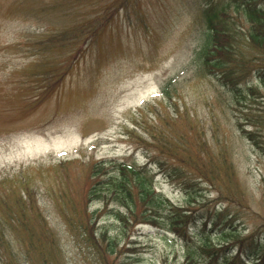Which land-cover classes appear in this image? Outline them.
I'll return each instance as SVG.
<instances>
[{
    "label": "rangeland",
    "instance_id": "1",
    "mask_svg": "<svg viewBox=\"0 0 264 264\" xmlns=\"http://www.w3.org/2000/svg\"><path fill=\"white\" fill-rule=\"evenodd\" d=\"M202 1L206 5L207 0ZM48 3L0 0V217L10 208L17 212L18 223L22 208L17 200L20 193H30L33 199L23 203L22 217L37 224L45 219L56 235L31 236L7 229L0 234V264H183V241L172 233L147 224L123 230L94 201L88 209H99L98 224L107 225L110 239L116 240L110 253L108 238L97 235L100 246L95 247L74 235L62 214L70 210L55 206L58 194L66 193L75 205L71 218L78 222L82 208L78 187L88 161L132 156L144 163L152 154L165 159L169 153L157 150L154 138L162 143L177 132L189 137L187 154L212 158L219 166L215 167L219 179L213 184L197 173L169 177L162 167L153 166L157 189L193 211L196 229L219 212L224 216L220 222L234 218L240 235L236 241L220 236L221 223L213 230L206 227L217 245L233 242L236 250L250 255L258 244L262 247L264 131L255 146L238 123L245 119L246 107L264 115V85L259 86L262 96L233 107L230 94L197 71L195 52L204 26L197 19L200 0H77L57 9ZM70 8L73 15L108 9L113 18L93 51L75 62L61 85L39 106L28 108L25 95L34 92L27 86L31 88L28 65L33 62L27 50L41 32L38 26L47 24L39 19L47 17L55 25L54 19ZM226 10L234 17V26L241 25L242 14L233 6ZM27 11L41 15L26 19ZM167 82L170 97L162 94ZM251 83L258 85L255 77ZM177 111L182 119H173ZM201 141L207 147H199ZM197 150H202L201 156ZM61 160L75 163L63 169ZM46 238L54 239L48 243Z\"/></svg>",
    "mask_w": 264,
    "mask_h": 264
},
{
    "label": "trees",
    "instance_id": "2",
    "mask_svg": "<svg viewBox=\"0 0 264 264\" xmlns=\"http://www.w3.org/2000/svg\"><path fill=\"white\" fill-rule=\"evenodd\" d=\"M77 0H49L46 6L50 9H57L63 3ZM200 0L197 19L203 24L201 29V45L196 48L195 57L197 71L203 75L214 78L217 83L228 92L231 97V105L244 103L247 100H255L262 96L259 86L264 85V0H231L220 2L213 0L209 2ZM94 6V5H93ZM230 6L242 14L241 25L227 12ZM68 9L62 16L54 19L55 25L47 17H41L40 21L47 24L38 26L40 33L31 40L27 54L33 56V62L28 65L29 80L31 85L28 89L34 92L29 96L25 95L28 108H36L43 103L53 91L61 85V82L73 70L74 64L89 51H93L102 38L103 33L109 28L113 18V12L108 9L97 10L91 14L73 15ZM41 14L27 11L23 17L35 19ZM243 42V45L240 44ZM249 75V76H248ZM253 76V77H252ZM257 84L251 83L253 78ZM167 82L162 86V94L170 97V87ZM260 84V85H259ZM27 92V91H25ZM245 119L238 123L241 133L248 138L255 146H259L258 134L264 131V115L255 113L251 107H246ZM183 118V114L177 111L173 119ZM252 127H246L245 123ZM154 145L162 153L168 152L166 158L157 155L147 156L144 163H138L134 157H111L92 159L87 162L86 174L83 176L82 184L78 191V198L82 208L79 220L74 221L71 216L75 211V205L71 198L62 193L58 194L60 199L55 201V206L64 209L66 216L65 224L73 231L85 238L93 246H100L96 237L108 238V249L114 252L116 240L110 239L107 225H99L102 216L99 209L89 210V205L98 201L105 211H108L114 220L125 230L131 224H147L164 233H172L183 241L184 259L183 264H264V256L260 244L256 251L250 255L243 253L242 249L234 247L230 242L239 240V232L233 225V219L223 218L219 212L209 219L203 220L201 230L195 228V215L193 211L172 202L163 192L156 187V172L153 166L162 167L169 177H180L185 174H199L200 177L210 178L215 182L219 179L220 172L215 169L219 167L211 157L201 159L192 157L187 152L191 151L189 137L184 132H177L173 138L160 142L154 138ZM204 140V139H203ZM205 141H201L199 147H207ZM189 150V151H188ZM200 156L202 150L196 151ZM224 158V157H223ZM226 158V157H225ZM75 163V160H61L59 166L65 169ZM76 163H84L76 161ZM230 168V167H228ZM21 182H26L24 178ZM221 181V179H220ZM214 184V183H213ZM27 195L20 193L17 200L22 208L19 216H24L23 203ZM33 199V198H32ZM110 205H114L111 208ZM74 206V207H73ZM73 207V208H71ZM110 208V209H109ZM6 207L3 206V210ZM0 217V234L8 230L18 232L20 230L31 236L35 235H56V232L45 219L39 220L40 224L30 222L28 218H21L18 223L16 213L7 209ZM70 213V214H69ZM15 216V217H14ZM221 223V235L226 238L224 245H217L212 240V234L207 231L216 228ZM48 237V236H47ZM49 243L51 239L46 238ZM33 242V240H32ZM47 245V244H46ZM41 247V246H40ZM103 250H100L102 252ZM260 256H263L260 259Z\"/></svg>",
    "mask_w": 264,
    "mask_h": 264
}]
</instances>
